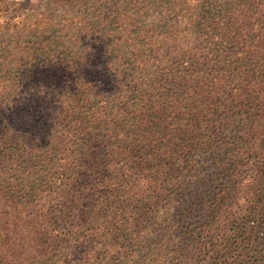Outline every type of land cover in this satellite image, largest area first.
Instances as JSON below:
<instances>
[{
  "label": "trees",
  "instance_id": "trees-1",
  "mask_svg": "<svg viewBox=\"0 0 264 264\" xmlns=\"http://www.w3.org/2000/svg\"><path fill=\"white\" fill-rule=\"evenodd\" d=\"M67 244L264 264V0H0V264Z\"/></svg>",
  "mask_w": 264,
  "mask_h": 264
},
{
  "label": "rangeland",
  "instance_id": "rangeland-1",
  "mask_svg": "<svg viewBox=\"0 0 264 264\" xmlns=\"http://www.w3.org/2000/svg\"><path fill=\"white\" fill-rule=\"evenodd\" d=\"M7 1H18V2L22 3V5L27 6V5L45 4L51 0H7ZM183 226H185V224H182V226L180 227V230L183 229ZM173 230L175 231V228ZM189 238H190V240L188 241ZM179 241L186 242V243L188 242L187 245H190V247L188 248L189 250H191V248L195 245V242L193 241V238H191V237H183V235H182L177 239V242H179ZM179 245H176V247L173 249L174 250H180V247L182 249L185 247L186 244L181 245V243H180ZM65 247L70 248V249L66 250V251H62L63 256L60 259L56 260L55 262H57L58 264H83V262L81 261L80 255H79L82 252V249H79L78 245L73 246V244H67ZM196 254H198V255H196ZM199 255H201V257ZM172 256H174V254H172ZM175 256L178 257V254L176 253ZM171 258H173V257H171ZM189 258L191 259V261H189ZM207 258H208V256L206 255V252H204V251H202V252L197 251L196 253L195 252H193V253L185 252L184 256H182V258L178 259V264H182L183 262H185V263L189 262V264H204L203 260H205V264H210V262L206 261ZM129 262H126V264H132ZM114 264H116V263H114ZM169 264H172V263L170 262Z\"/></svg>",
  "mask_w": 264,
  "mask_h": 264
}]
</instances>
